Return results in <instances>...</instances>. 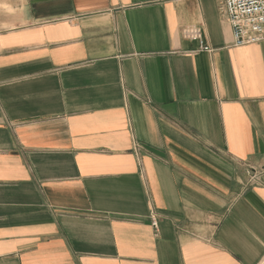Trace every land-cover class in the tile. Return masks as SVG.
<instances>
[{"label": "crops", "instance_id": "crops-1", "mask_svg": "<svg viewBox=\"0 0 264 264\" xmlns=\"http://www.w3.org/2000/svg\"><path fill=\"white\" fill-rule=\"evenodd\" d=\"M221 1L0 0V264L264 263V41Z\"/></svg>", "mask_w": 264, "mask_h": 264}, {"label": "built area", "instance_id": "built-area-1", "mask_svg": "<svg viewBox=\"0 0 264 264\" xmlns=\"http://www.w3.org/2000/svg\"><path fill=\"white\" fill-rule=\"evenodd\" d=\"M220 11L231 29L234 47L264 41V0H222ZM183 37L197 41L200 50L211 52L204 43L200 29H185ZM251 181L256 182L258 179L253 176ZM153 225L156 226L155 223Z\"/></svg>", "mask_w": 264, "mask_h": 264}, {"label": "rangeland", "instance_id": "rangeland-1", "mask_svg": "<svg viewBox=\"0 0 264 264\" xmlns=\"http://www.w3.org/2000/svg\"><path fill=\"white\" fill-rule=\"evenodd\" d=\"M264 264V263H263Z\"/></svg>", "mask_w": 264, "mask_h": 264}]
</instances>
